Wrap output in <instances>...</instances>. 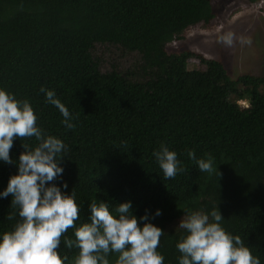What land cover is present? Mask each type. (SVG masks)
Masks as SVG:
<instances>
[{"label": "trees", "instance_id": "obj_1", "mask_svg": "<svg viewBox=\"0 0 264 264\" xmlns=\"http://www.w3.org/2000/svg\"><path fill=\"white\" fill-rule=\"evenodd\" d=\"M215 18L211 0H0V87L28 100L37 124L66 144L64 172L54 183L76 192L75 224L89 222L95 198L110 210L131 201L137 218L147 210L149 222L165 232L158 247L164 264H178L181 255L176 243L183 230L168 225L186 209L208 212L217 205L226 231L264 264V78L235 81L220 61L167 51L188 29ZM97 44L140 54L142 81L132 72L103 73L93 56ZM190 59L205 70H190ZM41 86L69 109L73 129L46 103ZM22 143L36 141L15 139L12 159ZM162 143L185 169L173 179H164L152 156ZM188 151L197 159L214 157L220 176L200 172ZM15 174L14 165L0 162V191ZM157 209L162 215L151 218ZM16 213L11 196L0 199V233L13 229ZM65 235L75 240L73 228ZM61 241V256L73 258L78 249ZM108 258L114 264L116 254Z\"/></svg>", "mask_w": 264, "mask_h": 264}, {"label": "clouds", "instance_id": "obj_2", "mask_svg": "<svg viewBox=\"0 0 264 264\" xmlns=\"http://www.w3.org/2000/svg\"><path fill=\"white\" fill-rule=\"evenodd\" d=\"M217 42L232 47L235 43L250 44L251 39L237 36L232 31L217 37ZM45 101L55 107L67 129H73L74 117L54 90L40 87ZM37 115L28 100L17 99L15 94L0 87V162L12 164L17 174L9 177L0 199L11 196V207H16L19 220L11 231L0 233V264H110L109 255L116 254L114 264H164L165 257L158 251L165 232L150 221V215L137 218L131 201L110 210L105 201L94 199L88 209L89 222L75 224L80 219V206L75 191L63 192L54 181L62 177L61 166L66 144L48 135L38 124ZM34 138V145L22 143L23 151L14 160L10 149L15 139ZM200 172L219 173L214 157L196 158L188 151ZM152 156L165 180L173 179L185 169L177 153L161 144ZM62 187L67 189V183ZM157 209L151 218L159 217ZM8 215L7 219H13ZM218 205L211 211L186 209L177 228L183 230L176 243L181 254L178 264H261L239 236L226 231ZM74 229L75 240L65 234ZM63 244L76 248L73 258L61 256Z\"/></svg>", "mask_w": 264, "mask_h": 264}, {"label": "rangeland", "instance_id": "obj_3", "mask_svg": "<svg viewBox=\"0 0 264 264\" xmlns=\"http://www.w3.org/2000/svg\"><path fill=\"white\" fill-rule=\"evenodd\" d=\"M216 18L210 24H199L188 29L182 38L167 46L170 54L191 51L209 60L223 63L232 80L243 76L264 78V0H211ZM232 31L237 36L251 39L250 44L235 43L226 47L217 42V37ZM93 56L100 63L103 73L117 69L118 72L135 73L142 81L143 60L138 53H129L121 47L95 45ZM190 70H205L198 59H190ZM238 96L244 92L240 87ZM237 97L233 96L232 100ZM240 99V98H239ZM241 108L247 109L249 102L238 100ZM180 221V220H179ZM179 221L168 225V230H179Z\"/></svg>", "mask_w": 264, "mask_h": 264}]
</instances>
